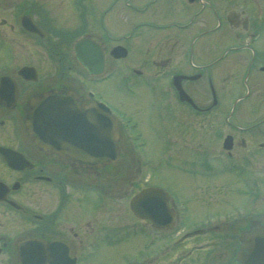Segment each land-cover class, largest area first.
<instances>
[{
    "label": "flooded vegetation",
    "instance_id": "obj_1",
    "mask_svg": "<svg viewBox=\"0 0 264 264\" xmlns=\"http://www.w3.org/2000/svg\"><path fill=\"white\" fill-rule=\"evenodd\" d=\"M38 1L16 3L18 18L1 22L30 37L35 49L43 47L55 58L56 68L35 81L17 76V70L15 75L8 73L16 81L15 98L8 105V93L0 96V146L24 158L23 167L14 168L0 153V181L6 186L0 200V264H19L18 241L30 237L63 242L81 264L86 251L97 248L105 232H111L104 225L110 204L102 194L111 192L115 201L119 184L150 183L142 179L143 164L132 145L134 133H143L121 103L104 99L99 85L105 81L112 80L118 101L122 93L136 112H140L136 101L148 99V108L156 114L172 115L176 124L169 131L185 134L181 138L190 140L189 146L199 133L200 117L207 116L218 146L225 135L232 136L227 155L263 171L264 0H48V18L45 5ZM25 13L42 35L15 25ZM81 38L85 41L81 54L90 49L84 54H96L101 63L88 65L77 59L74 44ZM116 46L125 48L123 57L112 52ZM11 51L16 53L13 47ZM98 64L100 72H91ZM177 75L191 101L180 97ZM46 91L68 96L85 108L108 106L117 126L115 159L92 165L71 155L61 127L50 129L49 138L55 140H44L45 133L36 131L31 137L26 116ZM30 100L34 107L29 111ZM83 121L72 133L86 128ZM215 128L222 131L217 137ZM254 157L260 161L252 163ZM186 258L191 253L180 260Z\"/></svg>",
    "mask_w": 264,
    "mask_h": 264
},
{
    "label": "rangeland",
    "instance_id": "obj_2",
    "mask_svg": "<svg viewBox=\"0 0 264 264\" xmlns=\"http://www.w3.org/2000/svg\"><path fill=\"white\" fill-rule=\"evenodd\" d=\"M28 1L32 0H0L1 37L16 51L12 54L7 43L1 45L0 72L14 75L19 65L33 62L39 78L45 79L48 74L55 72V58L52 60L40 45H35V49L30 37L17 31L16 27L11 29L9 25L3 26L1 23L4 18L13 23L19 12L16 3L25 4ZM39 1L45 5L44 13L48 18L51 12L48 10V0ZM54 7L57 8V4ZM3 31L5 36L2 35ZM99 90L107 102L121 103L136 120L145 140L140 151L147 156L150 165V172H144L142 179L149 177L152 184L165 188L174 198L176 202L171 201L176 212L174 226H181L174 228L169 237L160 236L151 243L153 235L150 231L157 230L148 220L144 222L133 217L128 205L131 195L142 185L139 181L134 186L121 183L120 191H126L123 196L126 199L110 200L108 214H104V225L111 227V232H105L104 241L97 248L86 251L81 264H197L200 259V263L202 261L201 264H205L204 260L212 253L213 257L222 259L217 264H226L235 247L238 229L251 216H258L264 221V168L263 171L248 173L242 167H221L228 162L223 163L222 157L221 160L215 158L221 147L218 146V139H213L211 135L212 128L208 125L207 116L200 117L199 134L193 140V143H198L196 146L199 150L193 152L187 147L190 140L183 144L184 138L181 137L185 134L169 131L176 124L174 117L165 112L156 114L154 109L148 108V99L140 102L130 97L140 108V112H136L122 93L118 101L112 89V80L100 84ZM221 132L215 128V137ZM255 159L260 161V158L254 157L252 163ZM152 164L154 166L151 167ZM256 179L259 181L256 182ZM156 234L159 236V232ZM188 253H193L190 262L188 258L180 260L181 256ZM194 254L197 260L193 261Z\"/></svg>",
    "mask_w": 264,
    "mask_h": 264
},
{
    "label": "water",
    "instance_id": "obj_3",
    "mask_svg": "<svg viewBox=\"0 0 264 264\" xmlns=\"http://www.w3.org/2000/svg\"><path fill=\"white\" fill-rule=\"evenodd\" d=\"M21 25L31 32L40 33L39 28L33 23L29 15L21 16ZM81 41L76 43L77 57L82 61L91 54H81L79 49ZM18 73L25 78H36V72L32 67L23 66L19 68ZM14 82L9 81L8 76L0 78V96L5 94L7 88V96L9 105L15 97V89L12 90L8 85ZM180 94L181 90H180ZM39 100V101H38ZM34 103H31V110ZM31 132L36 131L43 136L44 140H55L49 138L50 129L53 126L63 125L61 129L66 131L63 136L68 140L67 147L71 155L91 161L98 157V161L103 156V160L107 157H113L115 153L112 133V125L114 122L107 111L93 106L85 108L79 103L72 102L65 97L56 96L48 91L39 96L36 100L34 110L29 112ZM87 119L86 121H83ZM81 121L86 124L89 134H73L74 125L80 126ZM59 128V130H61ZM49 131V132H47ZM47 132V133H46ZM92 132V133H91ZM80 136L81 144L74 141ZM58 137V136H57ZM56 137V138H57ZM79 145V146H77ZM229 144H224L228 146ZM66 147V146H65ZM87 148V153L79 148ZM0 151L7 157L8 164L15 168H22L19 153L9 149L2 148ZM16 155H19L16 157ZM99 155V156H98ZM102 155V156H100ZM4 197L1 195L0 198ZM133 212L141 218H149L156 227H167L172 222V212L168 209L166 193L157 187H148L137 193L130 201ZM240 247L236 253L235 264H264V224L254 219L249 223L248 227L239 234ZM17 259L19 264H74L73 258L70 257L66 245H61L59 241H46L41 238H26L18 242Z\"/></svg>",
    "mask_w": 264,
    "mask_h": 264
}]
</instances>
